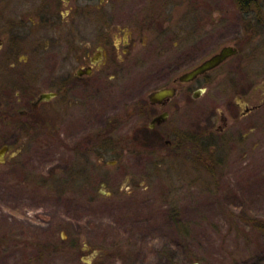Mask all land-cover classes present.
I'll return each mask as SVG.
<instances>
[{"label": "rangeland", "instance_id": "1", "mask_svg": "<svg viewBox=\"0 0 264 264\" xmlns=\"http://www.w3.org/2000/svg\"><path fill=\"white\" fill-rule=\"evenodd\" d=\"M205 1L212 24L195 51L240 48L224 66L254 84L230 92L239 115L242 98L264 100V0L253 12L243 0ZM128 82L99 88L101 113L109 100L126 104ZM220 90L202 94L184 118L192 130L183 133L194 136L186 149L164 151L159 133L125 128L119 111L121 126L109 134L72 130L75 118L68 130H0V147L10 146L0 161V264H264V106L254 129L232 125L210 143L209 117L218 126L229 110ZM95 131L99 139L89 138Z\"/></svg>", "mask_w": 264, "mask_h": 264}, {"label": "flooded vegetation", "instance_id": "2", "mask_svg": "<svg viewBox=\"0 0 264 264\" xmlns=\"http://www.w3.org/2000/svg\"><path fill=\"white\" fill-rule=\"evenodd\" d=\"M253 2L243 0L241 7L247 4L253 12ZM211 6L205 0H0V130H68L75 118L82 122H75L80 126L72 130H108L109 134L125 122V128L159 133L164 151L186 149L194 136L183 133L192 130L191 120L185 127L184 118H191L195 100L213 86L221 87V101L229 110L218 126L217 117H209L207 129L213 131L209 142L216 136L223 139L221 132L232 125L254 129L257 124L251 119L264 100L254 102L252 95L242 98L245 107L237 114L234 107L241 103L230 92L244 93L254 84L232 78L233 72L224 67L230 57L184 78L224 47L201 57L195 51V38L210 34ZM220 12L224 19L225 10ZM117 36L122 38L118 42ZM232 46L238 54L240 48ZM248 74L252 81L254 73ZM118 77L131 80L126 85V104L121 105L122 98L117 103L109 100L101 113L99 88L113 87ZM163 89L170 93L155 95ZM54 117L61 127L53 124ZM90 137L99 139V132ZM79 144L87 147L85 140ZM9 147H0V161Z\"/></svg>", "mask_w": 264, "mask_h": 264}, {"label": "water", "instance_id": "3", "mask_svg": "<svg viewBox=\"0 0 264 264\" xmlns=\"http://www.w3.org/2000/svg\"><path fill=\"white\" fill-rule=\"evenodd\" d=\"M237 51L238 49L232 45L224 46L218 53L214 54L212 57L205 60L202 64H200L199 66L195 67L193 70L188 72L184 76V78L190 79L206 70L214 68L215 66L225 61L228 57L235 55ZM167 93H170V91L168 89H163V90L157 91L155 95H165ZM192 264H200V262L194 261Z\"/></svg>", "mask_w": 264, "mask_h": 264}, {"label": "trees", "instance_id": "4", "mask_svg": "<svg viewBox=\"0 0 264 264\" xmlns=\"http://www.w3.org/2000/svg\"><path fill=\"white\" fill-rule=\"evenodd\" d=\"M245 1V0H244ZM107 132H108V130H107ZM110 133V132H109ZM102 135H104V133L102 134ZM263 226H264V224H263ZM262 227V226H261Z\"/></svg>", "mask_w": 264, "mask_h": 264}]
</instances>
